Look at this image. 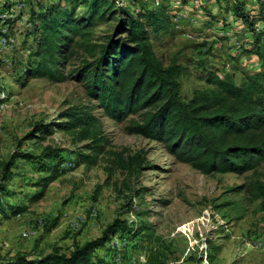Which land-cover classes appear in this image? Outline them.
Masks as SVG:
<instances>
[{
  "label": "rangeland",
  "instance_id": "1",
  "mask_svg": "<svg viewBox=\"0 0 264 264\" xmlns=\"http://www.w3.org/2000/svg\"><path fill=\"white\" fill-rule=\"evenodd\" d=\"M235 1L116 4L136 13L142 3L149 9L154 2L166 7L168 27L157 33L149 26L150 38L165 65L176 61L186 68L181 85L188 101L211 88L210 74L220 79L229 75L241 85L255 71L257 58L244 53L254 37L235 18ZM241 1L246 12L258 18L255 27L261 31L264 0ZM56 4L66 7L68 2L0 0V264L56 251L70 255L102 237L118 218L133 224V233L113 236L107 250L96 253L95 264H148L152 249L162 251L167 264H264V201L257 190L258 183H264V163L242 175L203 174L163 143L129 134V120L109 118L85 84L73 79V71L84 60L96 59L109 36L117 38L116 20H97L87 38H74L61 67L65 81L25 72L24 65L39 61L38 19ZM86 8L79 7L78 18ZM72 106L89 107L97 117L104 147L100 154L86 148L91 140L57 128L61 113ZM39 125L52 133L41 138ZM47 147L60 150L62 158L53 162L60 165L59 177L41 200L32 202L39 191L36 183L46 175L41 170L45 160L36 158ZM27 153L36 158L24 159ZM80 154L96 156V164H79ZM9 163L11 179L5 176ZM23 207L24 212L15 214Z\"/></svg>",
  "mask_w": 264,
  "mask_h": 264
},
{
  "label": "trees",
  "instance_id": "2",
  "mask_svg": "<svg viewBox=\"0 0 264 264\" xmlns=\"http://www.w3.org/2000/svg\"><path fill=\"white\" fill-rule=\"evenodd\" d=\"M116 1L67 0L66 7L56 4L48 8L38 19L42 33L36 54L39 61L36 66L24 65L25 72L55 82L65 81L67 77L61 67L74 38H87L97 20H116L117 38L109 36L98 57L84 60L72 76L85 84L87 94L98 101L106 115L119 122L129 120L126 127L129 134L163 143L177 159L203 174L242 175L256 171L264 163V27L261 31L256 29L258 18L246 12L245 2L236 0L233 13L254 37L244 53L257 58L255 71L241 85L229 75L220 79L210 74L207 83L211 88L198 91L187 101L181 85L186 68L176 61L165 65L150 38L149 26L157 33L168 27L165 24L171 17L166 7L154 2V8L149 9L142 3L141 11L136 13L117 6ZM81 5L87 8L84 17L78 18L76 12ZM260 15L259 21L264 23V9ZM61 120L58 129L75 132L79 140H91L86 146L91 152L100 154L104 150L99 121L91 108L69 107L61 113ZM37 129L41 138L52 133L42 125ZM22 157L36 158L30 153ZM59 157L60 150L47 147L36 158L45 160L41 170L46 175L36 183L39 191L32 202L41 200L49 185L59 177L60 165L53 163ZM136 158L139 168L142 158L140 155ZM96 162V156L80 154L78 163L95 165ZM118 162L125 167L124 158ZM11 164L6 166L7 179L12 177ZM257 190L264 201V183H258ZM24 210L25 207L16 209L15 214ZM132 227L127 219L118 218L102 237L78 246L70 255L56 251L36 258L18 256L5 264H95L96 253L106 249L113 236L133 233ZM164 256L162 251L152 249L148 264H167Z\"/></svg>",
  "mask_w": 264,
  "mask_h": 264
},
{
  "label": "built area",
  "instance_id": "3",
  "mask_svg": "<svg viewBox=\"0 0 264 264\" xmlns=\"http://www.w3.org/2000/svg\"><path fill=\"white\" fill-rule=\"evenodd\" d=\"M4 44H7V41H6V43H4Z\"/></svg>",
  "mask_w": 264,
  "mask_h": 264
},
{
  "label": "crops",
  "instance_id": "4",
  "mask_svg": "<svg viewBox=\"0 0 264 264\" xmlns=\"http://www.w3.org/2000/svg\"><path fill=\"white\" fill-rule=\"evenodd\" d=\"M254 66V65H253Z\"/></svg>",
  "mask_w": 264,
  "mask_h": 264
}]
</instances>
